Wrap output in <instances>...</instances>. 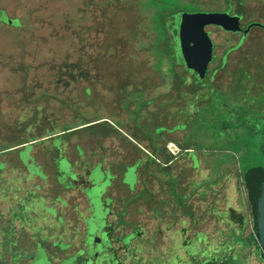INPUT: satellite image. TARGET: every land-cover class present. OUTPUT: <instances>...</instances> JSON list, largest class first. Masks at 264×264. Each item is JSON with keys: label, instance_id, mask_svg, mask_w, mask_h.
Instances as JSON below:
<instances>
[{"label": "rangeland", "instance_id": "374dc122", "mask_svg": "<svg viewBox=\"0 0 264 264\" xmlns=\"http://www.w3.org/2000/svg\"><path fill=\"white\" fill-rule=\"evenodd\" d=\"M233 4L240 21L249 25L242 37L207 27L216 55L203 83L174 66L165 36H153L149 30L163 10L180 8L175 10L178 20L179 13L232 14ZM263 7L264 0H0V159L3 153L13 156L26 146L21 155L30 160L32 146L9 147L87 120L99 119L82 127L95 125L84 132H125L140 143L156 126V134L173 135L176 143L168 138L158 142L167 144L168 153L177 158L171 173L173 200L161 201L158 214L165 212L162 221L172 218L178 224L171 260L150 250L145 263L182 264V228L188 231L189 255L201 262L211 258L222 249L218 238L236 227L227 209L242 202L235 192L242 185L240 174L264 166V36L251 35L264 31V15L259 16ZM169 44L179 51L178 33ZM233 52L240 62L231 56L226 66ZM85 84L89 85L84 90ZM59 107L71 114L59 120ZM153 107L161 114H151ZM71 135L56 138L55 144L69 141ZM34 142L39 148L50 144ZM185 162L191 163L192 172L185 169ZM135 169L127 174L133 187ZM98 171L91 178H97ZM208 176L212 183L201 186L199 181L206 182ZM198 187L204 202L193 200ZM97 200H92L97 217L89 226L92 246V236L109 240L103 232L107 212H100ZM206 204L225 211L211 216L210 225L201 230L196 207ZM207 231L221 234L209 241ZM130 238L134 235L127 241ZM231 246L229 241L226 247ZM92 251L87 257L82 251L73 254L65 264H89L96 254L102 256L104 248L98 245Z\"/></svg>", "mask_w": 264, "mask_h": 264}, {"label": "crops", "instance_id": "0c3cea01", "mask_svg": "<svg viewBox=\"0 0 264 264\" xmlns=\"http://www.w3.org/2000/svg\"><path fill=\"white\" fill-rule=\"evenodd\" d=\"M262 15L264 14H259L260 17ZM262 32L251 35L264 36V31ZM235 53L228 56L226 66H228L231 56L234 57L235 63L240 62L239 55ZM88 85L83 86L84 90L88 88ZM145 110L147 111V109ZM57 111L61 115L59 120L70 113L64 107H59ZM158 112L161 114L160 109L154 108L150 113L158 114ZM74 118H76V114ZM97 121L99 119L87 120L85 123L61 129L56 133L43 134L30 141L9 147L28 144L33 147V150L30 160L22 158L21 155V151L26 149V146L16 149L13 156L11 153H3L5 156L2 160L0 159V187L4 189L6 185H9L16 189L13 190V194L10 192L11 190H7L9 192L7 194L0 192V203L4 202L7 205L21 203V193H18V190L26 187V192L40 193L44 196L50 209L63 211L67 228L84 232L88 215L94 211L92 200L95 197L101 199V197L106 198L111 195L112 199L120 202L123 211H125L124 203L127 204L129 200L136 197L137 208L146 212H156L159 210L161 201L173 200L171 173L177 165L175 162L177 158L169 154L164 146L159 145L158 141L163 136L155 133L157 127L154 126L152 129V136L141 137L142 143L125 132H120V134L119 132H117L118 134L115 132L105 134L84 132L95 125L81 129L85 125ZM154 123H156L155 120ZM69 132L72 133L69 141L64 140L55 144L56 138L69 136ZM172 136V134L166 133L168 142L176 143ZM36 140L50 141V144L47 147L39 148L38 143L34 144ZM186 150L189 149L185 148ZM2 151L0 150V152ZM64 160H67L66 163L63 162ZM190 165L191 163L185 162V169L191 170ZM96 169H99L100 179L91 178ZM130 169H135L136 185L134 187L125 176V173ZM189 179L194 178L191 176ZM106 180L109 181L107 186H110L108 192H106L107 188H103V182ZM212 180L208 176L206 182L201 180L199 184L201 186H204L205 183L209 185ZM187 183L188 180L185 181L186 186ZM91 184L97 186L94 187ZM238 189L236 193H240L241 199L247 201L244 185L238 184ZM201 190L199 187L197 190H193L194 202L197 201L196 198L203 201V196L198 195ZM196 211L199 218L196 224L197 226L201 225V230L205 224L210 225L211 216L217 217L216 213L220 214L221 212L210 209L208 204L205 205V208L204 205L201 208L196 207ZM220 220L221 218L217 219L216 223L219 224Z\"/></svg>", "mask_w": 264, "mask_h": 264}, {"label": "flooded vegetation", "instance_id": "af4514ba", "mask_svg": "<svg viewBox=\"0 0 264 264\" xmlns=\"http://www.w3.org/2000/svg\"><path fill=\"white\" fill-rule=\"evenodd\" d=\"M232 7L234 11L230 15L235 16L238 14L236 5L233 4ZM239 24L242 29L239 35L242 37L249 24L245 20L240 21ZM214 28L222 33L233 34L221 27ZM206 31L208 32L209 29L206 28ZM215 51H213V58L216 55ZM181 67L186 70L184 66L178 68ZM161 138L166 139V135ZM164 147L168 149L167 144ZM128 173L129 171L125 173L126 178ZM97 178L100 179V175ZM110 180L112 179L110 178ZM108 182V180L103 182V188H107L106 192L110 187L107 186ZM15 189L14 186L6 185L4 189L0 187V192L7 194L9 193L7 190H11L10 192L13 194ZM18 191L21 193V203H15L16 205L0 203V264H65L69 256L82 251L83 256L87 257L92 249L94 252L97 250L98 245L104 248V252L101 257L94 253L96 257L89 264H146L145 258L150 250H153L154 254L163 260L169 261L172 258L171 253L176 247L174 239L177 220L171 218L170 221H162L161 218L166 217L165 213L158 214V211L139 210L136 206V197L129 200V203H124L125 211L122 210L120 202L112 199L111 195L97 200L100 212H107L105 215L106 226L103 232L107 233L109 240L104 241L99 235L92 236L95 243L92 246L89 226L92 219L95 220L97 217L95 209L88 215L84 232H80L67 228L64 212L50 209L45 197L40 193L26 192V187L20 188ZM95 199L97 198L95 197ZM238 205L239 207L232 206L227 209L229 216L237 221L236 227H231L223 233V240L218 238L217 246L222 249H216L217 252L212 254L211 258H204L202 262L195 260L187 252L191 243L189 244L187 228H182L181 232L185 238L180 244L183 247L182 257L185 258V261L180 263L264 264V247L258 234V231L260 232L258 220L247 201L242 200L241 203L238 202ZM220 211H225V207ZM238 216L243 221L237 220ZM239 231H241L240 236L237 235ZM198 232L204 233L203 231ZM217 233L221 234L220 231L215 233L207 231L208 240L210 241V237H215ZM131 235H134V238L127 241L126 238ZM229 241L232 242V246L226 247ZM146 242H150V244L153 242L151 248H149L150 246L146 247ZM66 245L69 247L67 248ZM204 246L203 242V249ZM109 255H113V259L108 260L106 256ZM103 256H105V260H101Z\"/></svg>", "mask_w": 264, "mask_h": 264}, {"label": "water", "instance_id": "95a60500", "mask_svg": "<svg viewBox=\"0 0 264 264\" xmlns=\"http://www.w3.org/2000/svg\"><path fill=\"white\" fill-rule=\"evenodd\" d=\"M177 17L179 51L183 65L189 72H195L199 78L204 79L214 51V42L206 28L221 27L226 31L239 33L242 31L239 24L241 16H231L227 12H197L179 13ZM258 180L260 186L258 225L264 247V170H259Z\"/></svg>", "mask_w": 264, "mask_h": 264}, {"label": "trees", "instance_id": "16d2710c", "mask_svg": "<svg viewBox=\"0 0 264 264\" xmlns=\"http://www.w3.org/2000/svg\"><path fill=\"white\" fill-rule=\"evenodd\" d=\"M176 9L180 11V8H176ZM176 9L174 8L169 9L170 10L169 13L166 10L161 11L160 16L159 15H158L159 17L157 16L158 19L150 24L149 30L153 34V36H165L166 46H167L166 50H168L170 58L171 60H173L174 66L178 68L180 66H184L180 56V51H176V49L174 48L172 50L169 44V41L171 38H173V36H176L177 38L178 20H176L175 18ZM185 71L197 76L195 72H189L187 69ZM207 74L205 75V77L207 76ZM195 80H199L202 83L204 81V79H201L199 77ZM259 170H264V166L251 167L248 170H246L244 173L240 174L242 179V184L244 185L246 190L245 192H246L247 202L249 203V205H251V209L254 211V215L257 220H258L257 218L258 213L260 211V186L258 180ZM237 220L243 221L242 218L240 217ZM258 234L261 235L259 231Z\"/></svg>", "mask_w": 264, "mask_h": 264}]
</instances>
